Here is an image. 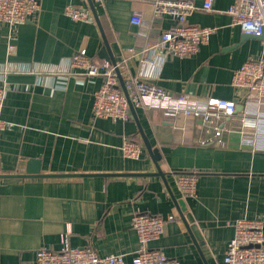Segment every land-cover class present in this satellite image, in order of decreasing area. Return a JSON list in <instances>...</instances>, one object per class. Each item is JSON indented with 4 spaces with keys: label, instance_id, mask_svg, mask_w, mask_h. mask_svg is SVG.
<instances>
[{
    "label": "crops",
    "instance_id": "0c3cea01",
    "mask_svg": "<svg viewBox=\"0 0 264 264\" xmlns=\"http://www.w3.org/2000/svg\"><path fill=\"white\" fill-rule=\"evenodd\" d=\"M38 1L39 11L24 23L0 24V81L7 71L1 118L9 123L0 130V174H24L27 166L42 174L0 177V264H32L38 249H59L62 236L70 246L123 254L131 264L138 248L131 227L137 209L174 216L149 246L180 264H224L236 219L261 220L264 235V137L243 141L235 116L225 117L221 126L230 128L218 142L198 117L157 108L135 107L125 122L93 118V92L103 77L77 75L71 65L79 48L107 62L99 55L106 41L115 62H124L121 81L141 75L172 94L233 98L237 110L247 108L231 85L232 72L247 58L264 56V47L260 39L239 41L243 33L227 13L232 0H213L212 10L191 12L189 22L215 31L184 57L148 49L172 23L148 3H93L95 18L88 0ZM67 5L88 6L91 18L73 20L64 13ZM133 10L142 12L141 26L130 23ZM10 40L12 57L6 53ZM248 109L256 110L252 104ZM124 138L142 144L137 158L123 155ZM190 172L197 175L195 195H183L175 175Z\"/></svg>",
    "mask_w": 264,
    "mask_h": 264
},
{
    "label": "built area",
    "instance_id": "2783aa9c",
    "mask_svg": "<svg viewBox=\"0 0 264 264\" xmlns=\"http://www.w3.org/2000/svg\"><path fill=\"white\" fill-rule=\"evenodd\" d=\"M102 3L104 0H91ZM148 3L154 12L161 17L169 18L171 25L161 32L148 49L165 56L184 57L195 53L199 46L206 44L214 27L200 26L189 22L192 11L201 9L212 10L213 0H202L196 6L193 0H134ZM40 9L38 0H0V24L14 27L24 23ZM64 13L76 21H88L91 12L88 6L67 5ZM227 13L231 24L238 26L243 34L260 36L264 34V0H232ZM143 14L133 10L130 23L141 26ZM264 47V39H260ZM128 51L134 52L133 48ZM7 56L16 54L15 44L10 40L6 45ZM143 63H149L147 59ZM124 62L112 65L99 62L89 57L85 48H79L71 56V65L79 69L80 75L102 76L103 80L93 92L91 116L93 118H110L125 122L130 119L129 101L132 106L144 109L157 108L166 115L196 116L212 130V137L220 141L223 130L230 125L225 117L235 116L241 123V139L250 142L258 134L264 137V56L249 57L232 72L231 85L237 90L241 103L247 108L237 110V102L233 98H222L206 95L194 97L190 92L172 94L165 88L147 82L144 76L127 75L122 79L127 92L124 93L118 81L116 70L120 72ZM0 81V130L9 123L1 118V111L6 95L4 74ZM256 110H249V105ZM245 124V126H244ZM251 127L253 130L246 128ZM211 140V139H210ZM121 150L125 157L137 158L142 151L140 141L124 138ZM196 172L176 174V181L183 195H195ZM173 215L163 217L142 210H135L131 217V227L138 238V248L131 257V264H180L173 257L167 256L162 250L149 246V242L158 238L165 230ZM231 224V222H227ZM234 234L225 248L224 264H264V235L261 220L239 218L233 221ZM59 249L42 247L36 251L32 264H127L123 254H98L92 247L70 246L66 236L61 237Z\"/></svg>",
    "mask_w": 264,
    "mask_h": 264
},
{
    "label": "water",
    "instance_id": "95a60500",
    "mask_svg": "<svg viewBox=\"0 0 264 264\" xmlns=\"http://www.w3.org/2000/svg\"><path fill=\"white\" fill-rule=\"evenodd\" d=\"M88 2H89V6L91 8V11L93 12V15L96 18V13H95V10H94L93 3H92L91 0H88ZM246 38L264 39V34H262L260 36L242 34L239 41L242 42ZM233 47H235V46H232V47H229V48H233ZM99 55H100V57L104 58L108 63H110L112 65H115L116 64L115 58L112 55V53L110 51V48H109V45L107 44L106 41H105V48L101 52H99ZM116 73H117V76L120 79L121 76H120V72H119L118 69L116 70ZM120 84H121V86L123 88L124 93L127 95V92H126V90H125V88L123 86V82L121 81V79H120ZM129 107H130V112L132 114H134V107L132 106V104L130 103V101H129ZM139 130H140V133H141V136H142V139L144 141V144H145L146 149L152 155V157L154 158L155 161L158 160L159 159V155H158L157 149L156 148H152L150 142L148 141L147 137L143 134L141 128ZM157 174L159 176H162V173L159 170H158ZM27 175H38V176H40L42 174H39V170H37V169L30 170L29 167L27 166L24 174H0V177H12V176L24 177V176H27Z\"/></svg>",
    "mask_w": 264,
    "mask_h": 264
}]
</instances>
